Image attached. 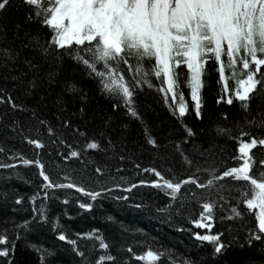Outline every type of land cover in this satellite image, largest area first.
I'll return each mask as SVG.
<instances>
[{
  "label": "snow or ice",
  "instance_id": "1",
  "mask_svg": "<svg viewBox=\"0 0 264 264\" xmlns=\"http://www.w3.org/2000/svg\"><path fill=\"white\" fill-rule=\"evenodd\" d=\"M22 3L26 8L27 21L39 27L35 34L24 33L27 43L22 41L20 50L0 46V81H3L0 84V105H8L13 112H31V119L36 121L35 128L30 124L25 131L15 117L5 127L18 135L21 142L32 146L36 155L28 158L0 141V170L4 173L0 178L5 181L12 177L24 180L20 167H34L40 183L27 197L31 216L19 222L12 221L17 239H22L21 233L27 234L33 226L50 223L57 239L70 243L82 264H93V261L81 250V241L91 242L84 247L100 253L94 264H116L112 245L101 230L89 229L75 233L74 239L70 238L59 216L50 218L48 202L59 199L57 191L75 190L83 194L82 198L75 200L80 214H83L94 210L102 198L127 201L129 195L125 193L131 194L138 187H150L168 198L166 205L156 209L159 214L171 221L175 210L196 229L205 230L201 233L187 229L201 245L205 242L211 244L212 260L221 257L236 242L233 223L243 221L245 217L241 205L247 210H254L255 223L245 227L244 244L240 247L246 245L264 257V171L254 172L255 168L264 169V156L257 157L253 151L264 150V132L254 134L251 131L253 126L264 129V112H259V120L256 117L248 119L252 100L256 96L264 100V0H22ZM11 6L12 0H0V13ZM21 27L16 24L13 34L18 36ZM44 27L50 34L42 40L39 28ZM4 36H7L6 30ZM29 47L52 68L51 71L43 69L40 62H34L35 56L24 55L21 58L22 51ZM65 56L82 65L86 75L97 81L99 91L114 101V112L123 108L131 119L140 121L145 142L154 149H159L161 145L140 112L137 99L138 94L146 89L159 93L186 134L182 141H175L184 171L178 172L173 166L164 171L155 166L143 167L142 161L133 159V154L125 149L122 141L118 151L117 143L107 135L111 116L104 120V130L99 131V137L107 141V146L102 148L96 132L89 137L67 117L54 127L50 121L41 119L36 109L16 102L12 90L23 87L25 94H31L42 78H46L49 87L56 83ZM212 70L218 85L215 103L229 106L239 103L245 115L242 123L236 121L229 127L216 125L218 136L236 142L235 154L230 153L226 145H214L208 150L209 155L204 158L203 164L196 163L194 166L181 145L195 132L183 121L189 112H193L197 119H203L204 89ZM65 88L73 93L81 91L76 83L69 81H65ZM44 99L42 96L38 103ZM86 99V93L80 96L82 102ZM57 103L63 104L64 101L58 97ZM79 111L81 114L85 112L83 103ZM220 119L227 121L229 113H220ZM3 120L4 117L0 116V122ZM41 127L46 129L50 138L55 137L51 143L56 146L55 156L59 159L52 162L61 169L63 182L53 179L41 159L38 150L49 147L41 138ZM127 127V124L121 125L122 129ZM61 129H71L72 143L68 142ZM77 137L84 139L82 146H79ZM89 150H111L113 159L119 164L114 170L108 164H96L90 170L91 175H82V180L90 181L92 187L74 180L65 170L74 159L80 161L82 173L87 170L92 163L86 155ZM160 159L164 161L165 157ZM229 160L235 162L233 166H229ZM125 162L132 164L137 177L151 174L154 178L138 179L135 183L122 176L117 179L118 174L126 170ZM193 166L194 171L188 173L186 169ZM165 172L170 175H165ZM200 173L204 175L203 180L198 175ZM188 186L194 188L185 191ZM116 191L121 194L113 197L112 193ZM233 192L239 195L233 197ZM11 194L17 206L13 211L25 210V197L15 190ZM9 195V191H0L5 203ZM232 199L236 200L235 204L231 203ZM192 201L200 208L198 215L187 212L186 205ZM62 203L65 206L62 215L68 216L72 199L65 195ZM132 206L142 208L145 205ZM224 207L229 209V215L221 216L220 220L227 224V229L217 231L214 227L216 212ZM180 230L186 229L181 226ZM226 231L231 239H226ZM257 244L260 246L258 249ZM30 246L40 253L41 264H44L45 253L49 250ZM14 249L15 242L9 239L8 230H0V260L12 264ZM119 251L130 254L124 264H129L133 258L142 264H160L163 257L171 256V250H153L151 246L141 253L134 252L131 245L126 248L121 246ZM185 264H195V261H185ZM232 264H264V258L253 261L249 257Z\"/></svg>",
  "mask_w": 264,
  "mask_h": 264
},
{
  "label": "trees",
  "instance_id": "2",
  "mask_svg": "<svg viewBox=\"0 0 264 264\" xmlns=\"http://www.w3.org/2000/svg\"><path fill=\"white\" fill-rule=\"evenodd\" d=\"M12 5L6 12L0 13V46H11L20 50L21 42L27 43V37L24 33L27 31L30 35L35 34L39 26L36 23L27 21L26 8L22 0H12ZM18 23L22 27L17 36L13 33L15 25ZM5 30L7 32L6 37L4 36ZM39 32L42 40L50 34L46 27L39 28ZM24 55L35 56L34 62H40L45 70H52L31 47L22 51L21 58ZM215 78V71L212 70L208 77L207 86L204 89L203 119H197L193 112H189L183 121L184 124L193 128L195 132L193 137L181 145L185 154L193 160L194 166L196 163L203 164L204 158L209 155L208 150L213 149L214 145H226L227 150L235 154L236 142L226 137L218 136L216 125L220 124L221 126L229 127L236 121L242 123L245 115L239 103H234L232 106L226 103L219 105L215 103L218 91ZM65 81L76 83L81 91L75 93L67 91ZM2 83L3 81H0V84ZM38 84V88L33 89L31 94H25L23 87H21L12 90V95L16 98L17 103H22L29 109H36L37 115L41 119L50 121L54 127L59 126L63 118L67 117L74 125L80 126L82 131L88 133L89 137H91L93 132H96L97 138L101 139L103 148L107 146V141L99 137V131L104 130L103 122L111 116L112 120L109 122L107 135L111 136L113 141L117 143L118 151L122 141L125 149L130 150L133 154V159L142 161L143 167L155 166L164 171L169 166H173L178 172L184 171L180 163V153L176 150L175 141H182L186 134L180 122L163 103L160 94L154 90L146 89L140 92L137 106L151 127L153 136L157 138L158 143L161 145L159 149H154L146 144L140 121L131 119L123 108L116 112L113 111L112 104L114 101L102 94L99 91L97 81L88 77L83 66L78 65L69 57H64L56 83L49 87L46 78H42ZM9 89H11V84H9ZM85 93L87 94V99L82 102L80 96ZM42 96L45 98L44 101L38 103ZM58 97L63 99V104L58 105ZM81 103L85 107L83 114L79 111ZM258 105L260 106L259 108L257 107ZM223 112L229 113L227 121L220 119V113ZM259 112H264V100L260 96H256L252 100L251 114L248 119L251 120L256 117L259 120ZM0 116L4 117V120L0 122V141H3L7 147L22 152L26 157L34 158L36 151L33 150L32 146L21 142V138L18 135L5 127L15 117L19 120L20 127L25 131H27L30 124L35 128L36 121L31 119V112H13L8 105H0ZM123 124L128 125L127 129L121 128ZM61 130L68 138V142L72 143L71 129ZM251 131L256 134L264 132V129L253 126ZM40 132L41 138L49 145V147L38 150L40 151L41 159L53 179L63 182L60 176L61 169L52 162L54 159H59L55 156L56 146L51 143L52 140H55V137L50 138L44 127H41ZM233 134H235V129ZM32 135L35 137V132ZM13 136H15L14 139ZM77 139L80 140L79 146H82L84 139L79 137ZM65 151H67L66 148ZM253 151L257 157L264 156V150L254 149ZM157 152L159 155H157ZM86 155L92 163L89 164L88 169L83 173L81 172L80 161L75 159L70 162L65 170L70 172L74 180L84 182L89 187L93 185L90 181L82 180V175L83 177L91 175L90 170L96 164L101 166L108 164L113 170L119 167V164L113 159L111 150L107 152L89 150ZM161 156L165 157L164 161H161ZM234 163V161H228L229 166H233ZM161 164H163V167H161ZM194 166L186 169V171L191 173L194 171ZM125 169V171L118 174L117 179L122 176L125 180H131V182L135 183L138 179L150 180L154 178L151 174H141L137 177L132 170V164L128 162H125ZM20 172L25 177L24 180L12 177L5 181L0 178V191H9L10 193L6 203L4 198L0 196V230L7 229L9 239L15 242L12 264H41L40 253L30 245L41 246L49 250L45 253L44 264H82L81 258L73 251L72 245L57 239V234L52 230L50 223L43 226H33L27 234L21 233L23 235L22 239H17L12 230V221L19 222L31 216V208L27 203V197L36 190V186L40 183V178L36 175V168L22 166L20 167ZM3 174V170H0V176ZM165 175L170 174L165 172ZM198 175L201 176L202 180L204 179L202 173ZM28 181H31V183ZM193 188L194 186H188L185 191H190ZM13 190L25 197V210L13 211L17 207L11 194ZM120 194L119 191H116L112 193V196ZM65 195L72 199V204L68 206V216L62 215L65 208L62 201ZM125 195H129L127 201L117 202L113 198L105 197L97 202L94 210L80 214L75 200L82 198L83 194L75 192V190L57 191L56 196L59 199L48 202V212L50 218L59 216L60 223L70 238L74 239L75 233L85 232L89 229L101 230L106 240L112 245L111 252L116 256V264H124L125 259H129V253L119 251L121 246L126 248L128 245H131L136 253L145 251L148 246H151L153 250H171V256L163 257L160 264H185V261H195V264H232L234 261L249 257L253 261L264 258L257 251L246 245L244 248L240 247V245L244 244L242 237L245 227H250L255 223L254 213L251 210H247L243 205H241V211L245 212L244 220L233 223V235H236V242H233L221 257L212 260L210 256L212 252L211 244L205 242L201 245L187 231V229H191L193 232L200 231L203 233L204 229H196L185 219L184 215H177L175 210H173L171 221H169L167 216L161 215L156 211L157 208H162L168 203V198L162 192L150 187H138L131 194L125 193ZM238 195L239 193H232L233 197ZM141 203L145 205L142 208L132 206ZM231 203L235 204L236 200L232 199ZM186 207L187 212L192 215H198L200 211L195 201H192ZM228 215L229 209L227 207L217 210L215 230L227 229V224L222 223L220 217ZM109 217L111 219H108ZM181 226L186 230L181 231ZM225 237L226 239H231L227 231L225 232ZM90 243L81 241V250L85 251L86 255H90V259L94 264L96 257L100 253L91 251L90 247H84L85 244L90 245ZM256 247L258 249L260 247L259 244ZM0 264H7V262L0 260ZM129 264H142V262L133 258L129 260Z\"/></svg>",
  "mask_w": 264,
  "mask_h": 264
},
{
  "label": "flooded vegetation",
  "instance_id": "3",
  "mask_svg": "<svg viewBox=\"0 0 264 264\" xmlns=\"http://www.w3.org/2000/svg\"><path fill=\"white\" fill-rule=\"evenodd\" d=\"M260 171H264V169H260V168H255V169H254V172L257 173V174H258Z\"/></svg>",
  "mask_w": 264,
  "mask_h": 264
},
{
  "label": "water",
  "instance_id": "4",
  "mask_svg": "<svg viewBox=\"0 0 264 264\" xmlns=\"http://www.w3.org/2000/svg\"><path fill=\"white\" fill-rule=\"evenodd\" d=\"M81 194V193H80Z\"/></svg>",
  "mask_w": 264,
  "mask_h": 264
}]
</instances>
